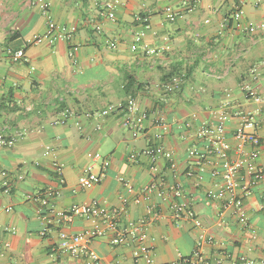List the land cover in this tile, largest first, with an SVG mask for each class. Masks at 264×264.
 Wrapping results in <instances>:
<instances>
[{
    "label": "crops",
    "instance_id": "0c3cea01",
    "mask_svg": "<svg viewBox=\"0 0 264 264\" xmlns=\"http://www.w3.org/2000/svg\"><path fill=\"white\" fill-rule=\"evenodd\" d=\"M45 1L54 33L72 27L70 38L29 42L46 30L40 7L35 0H0V134L13 140L0 141V264H135L134 243L112 244L116 231L101 219L69 216L74 204L92 201L115 210L117 229L146 219L155 264L191 255L200 234L214 238L203 245V264L264 258V177L243 195L244 225L233 207L206 196L223 182L224 165L197 134L201 124H217L224 110L229 158L237 156L233 134L242 116L249 114L264 137V102L246 99L241 88L256 67L251 83L264 95V0H119L113 18L105 9L112 0ZM140 15L147 16V28ZM18 49L24 58L14 61L11 52ZM173 76L179 84L166 90ZM129 99L142 125L136 136L122 125V109H107ZM153 144L161 151L156 187L148 190L154 179L148 157L130 155ZM191 149L205 157L190 155ZM163 151L171 152L174 167ZM258 152L256 164L264 166V142ZM90 165L105 175L82 187L78 177ZM173 187L182 189L200 227L173 217L172 205L182 200ZM96 227L105 230L89 244L97 263L56 248L61 233Z\"/></svg>",
    "mask_w": 264,
    "mask_h": 264
},
{
    "label": "built area",
    "instance_id": "2783aa9c",
    "mask_svg": "<svg viewBox=\"0 0 264 264\" xmlns=\"http://www.w3.org/2000/svg\"><path fill=\"white\" fill-rule=\"evenodd\" d=\"M119 0H112L107 2L105 9L108 16L113 18V10ZM35 3L40 7L42 13L46 16L47 25L46 30L42 34H38L28 41L34 44L41 43L45 40H49L51 37L68 39L71 37L73 28H67L64 32H55L56 25L51 19L47 3L45 0H35ZM242 10L236 8L234 15L236 17L241 16ZM166 18L169 20L174 19V15L171 12H166ZM137 19L147 28L148 18L146 15L137 16ZM144 32L139 31L134 36V44L131 49L135 50L137 44L141 41ZM77 46L71 48L70 54L77 50ZM147 52H154V49H148ZM11 58L14 61H18L24 58V52L22 49L14 50L11 52ZM249 79L244 80L241 83V88L244 92V97L255 103H263L264 95H260L256 87L251 83V81L258 78V71L256 67H251L248 72ZM180 79L177 76H173L165 84L166 90H172L177 87ZM108 111H115L116 109H122L121 123L124 127L131 130L132 135L136 136L141 130L142 125L140 123V117L137 116L138 107L133 99H129L126 105H109L107 107ZM66 113H63V117L59 120L61 123L65 122ZM195 116V115H193ZM228 118V114L224 110L219 111V122L215 125L201 124L198 129V136L206 138L211 142V148L207 149L209 153H216L218 157L223 160L224 165V179L223 182L217 186V188H210L206 191V196L211 199H217L221 202L222 207H233L238 214L239 221L246 225L247 220L243 213V195L248 192L249 188L256 184L259 180L264 177V166H259L256 164V159L258 157L259 146L264 142V137H261L256 132V126L254 119L249 115H244L241 118L240 123L234 130V138L236 141L234 151L237 153L235 158H229L227 152L230 146L226 140L224 134V123ZM0 141L5 142L7 145H12L13 140L10 138L5 140L3 135L0 134ZM246 144L250 145V149H246ZM161 151L159 144L149 145L140 152L132 153L130 158L135 160L138 154L147 156L150 163V170L153 174L154 179L147 186L148 190H152L156 187L155 177L157 176V158ZM190 155H194L199 159L205 157L206 153L200 152L197 149H191ZM163 155L168 160L169 167L175 166L172 154L170 151H163ZM94 159H99V154L94 155ZM104 166H102L103 168ZM54 168L58 174L61 172V166L57 162H54ZM4 174V172H2ZM215 175L216 172H213ZM104 172H94L92 166H87L82 174L78 177V183L82 187H89L104 177ZM19 179L22 176H18ZM246 178V179H243ZM243 179V182L241 181ZM242 182V183H241ZM7 187L5 186V192H7ZM174 196L182 197L177 203L172 205L173 217L190 218L195 227L201 226V221L194 216V214L188 209V200L184 198V193L180 187H173L172 189ZM42 204H47V199L42 198ZM69 216H83L90 218L92 220L101 219L104 225L115 230L116 233L111 239V243L114 245L125 243V241H131L134 243V248L132 251L135 264H155L151 256V248L146 243L148 236L145 227L148 224L146 219L140 220L137 223L131 224L128 227H123L117 229L116 223L113 221L112 217L115 214V210H108L104 206L97 204L95 201L90 203H80L74 204L70 211ZM104 228L96 227L93 230H87L73 235H66L61 233L59 240L57 242L56 248L62 252H67L70 255H87L92 262L97 263L99 257L94 250L89 246L90 241L104 234ZM45 232L43 229L42 234ZM214 238L211 235L200 234L196 241V249L189 256H182L177 261H173L166 264H203L205 257L203 254V245L212 244ZM2 243L0 242V247ZM217 264H223L221 259L216 260ZM232 264H236L233 262ZM241 264H264V258L259 261H248L245 260Z\"/></svg>",
    "mask_w": 264,
    "mask_h": 264
},
{
    "label": "trees",
    "instance_id": "16d2710c",
    "mask_svg": "<svg viewBox=\"0 0 264 264\" xmlns=\"http://www.w3.org/2000/svg\"><path fill=\"white\" fill-rule=\"evenodd\" d=\"M130 81L131 80L128 79V82L126 83V87H128L129 83H131Z\"/></svg>",
    "mask_w": 264,
    "mask_h": 264
}]
</instances>
